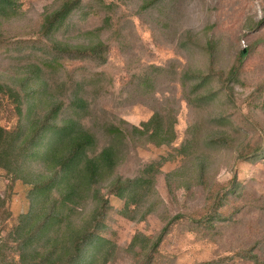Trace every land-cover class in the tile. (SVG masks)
I'll return each instance as SVG.
<instances>
[{"label": "rangeland", "instance_id": "1", "mask_svg": "<svg viewBox=\"0 0 264 264\" xmlns=\"http://www.w3.org/2000/svg\"><path fill=\"white\" fill-rule=\"evenodd\" d=\"M83 1L82 9L69 18L67 25L48 38L41 34V26L45 16L56 8L57 0H9L2 6L0 86L22 90L37 71L57 98L66 101L70 93L78 94L86 104L82 123L97 137L98 150L107 142L103 128L108 123L138 126L155 109L172 110L175 115L176 139L171 146L129 145L119 169L123 178L137 177L144 166L176 156L160 167L149 202L129 208L128 216L135 219L121 214L123 201L109 193L107 181L98 186L100 196L107 200L96 233L108 242L106 264H139L145 255V243L156 238L168 219L177 214L202 215L205 187L215 183L225 186L231 181L238 195H229L221 208L231 222L216 224L218 229L208 231L209 237L203 238L186 225L175 227L159 246L161 262L198 264L250 248L264 261V157L255 161L235 158L239 143L254 145L264 131V86L260 85L264 81V0H167L148 12L138 11L142 0L126 4L102 0L116 3L114 7L99 0ZM120 12L126 18H121ZM34 41L42 51L54 42L83 47L101 41L109 47L107 61L94 72L79 71L77 85L70 91L65 83L69 61L47 66L33 49ZM208 42L216 45L212 60L205 49ZM248 49L251 53L243 58L241 84L232 86L235 104L223 93L202 100L196 109L187 104L185 98L196 75H205L210 61L215 72H225L237 54ZM125 65L130 77L121 71ZM218 85L223 83L210 79L200 88L201 96L209 97ZM49 104L47 98L38 105V111L42 114ZM15 106L5 89L0 90L2 131L15 134L19 130L24 117H19ZM69 116L66 108L57 122ZM216 117H222L219 123L212 121ZM193 124L197 129L193 135L199 137L197 148L207 156L203 166L183 164V157L177 154L190 138L188 130ZM213 138L216 141L211 143ZM228 142H233L232 147ZM181 165L185 168L182 175L188 174L189 190L180 185L179 178L168 188L166 173ZM43 171L42 165L33 160L27 161L24 172L18 175L0 165V264H23L13 240L20 218L30 213L32 183L23 178H41L46 175ZM150 203L151 211L139 220ZM80 204L72 214L74 222L89 217L95 208L91 198Z\"/></svg>", "mask_w": 264, "mask_h": 264}, {"label": "trees", "instance_id": "2", "mask_svg": "<svg viewBox=\"0 0 264 264\" xmlns=\"http://www.w3.org/2000/svg\"><path fill=\"white\" fill-rule=\"evenodd\" d=\"M133 1L136 0H115L119 4ZM166 1L142 0L138 11H153ZM8 2L9 0H0V12L3 11L2 6ZM83 3V0H57L56 8L44 18L41 34L48 38L59 31L61 27L67 25V21L74 13L82 9ZM103 5L114 7L116 3ZM120 13L121 18H126L123 12ZM33 44L35 47L33 49L45 59L47 66L53 68L61 62L69 61L65 83L70 91L77 85L76 77L79 71L87 69L86 71L94 72L106 64L109 50L108 44L101 41L83 47L54 42L46 51L37 46L39 42L34 41ZM205 49L209 60H212L216 45L208 42ZM250 53L251 49L246 53L239 52L234 64L225 72H215L212 69L214 64L210 61L209 70L205 75L201 73L196 75L192 88L185 98L187 104L196 109L202 100L213 99L218 93H223V96L226 95L229 101L235 104L232 86L241 84L238 81L243 76V58ZM121 71H126L125 75L130 77L127 65ZM36 72L30 73L31 76L26 81L27 84L24 83L25 87L22 90L14 91L2 84L0 86V90L4 88L6 94L12 98L19 117H24L15 134L2 131L0 128V165L10 173L18 175V172H24L25 163L33 160L40 163L46 171V175L41 178L34 180L23 178L26 183H32V188L29 192L30 213L20 218L13 235L20 253V261L23 264L80 262L106 264L109 255L106 250L108 242L96 233L105 215L107 200L100 196L98 186L107 181L109 193L123 201L121 214L131 218L128 216L129 208L132 206L140 208L149 202L148 198L153 193L160 167L170 159L174 160L176 156L161 158L158 162L144 166L137 177L123 178L119 174V169L128 154L129 145L139 147L153 145L156 148L171 146L176 139L174 131L176 117L171 113L172 110L163 112L155 109L152 116L138 126L122 122L108 123L103 128L107 142L98 150L97 137L82 123L86 106L82 97L70 93L66 101L57 98L55 93H51L47 79ZM210 79H215L217 83L222 82L223 86L218 85V90L212 91L209 97L201 96L200 88ZM30 83L32 84L28 90ZM34 83H37L38 87H32ZM260 85L264 86V81ZM47 98L50 99V104L41 114L37 107ZM66 108L70 110V116L57 122ZM221 118L216 117L212 121L219 123ZM196 131L193 124L188 130L190 138L177 150V154L183 157V164L192 163L193 167L197 164L203 166L202 162L207 157L197 148L199 137L193 135ZM214 141L216 140L213 138L211 143ZM228 144L232 147L233 142ZM235 155L237 161L262 159L264 131L254 145L239 143ZM181 170L182 173L185 170L183 165L166 173L165 181L168 188L171 189L175 179L179 178L180 185L189 190V184L186 182L188 174L182 175ZM205 189L204 213L199 216L177 214L168 219L156 238L145 243L143 248L145 255L139 264H156L157 261L162 264L159 246L175 227L186 225L203 238L202 235L208 236L206 234L208 231L212 233L215 227L217 228L216 224L231 222L232 218L222 215L221 208L226 204L229 195H238L234 181L225 186L215 183ZM90 198L95 202V208L90 216L80 218L78 222L72 221V214L80 208V203ZM2 205L4 207L3 201ZM150 205L151 203L139 220L151 211ZM209 232L208 234H211ZM88 246L89 249L86 251ZM93 249L95 251L89 253ZM198 264H264V261L253 253V248H250L239 249L233 255Z\"/></svg>", "mask_w": 264, "mask_h": 264}]
</instances>
